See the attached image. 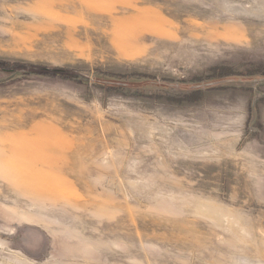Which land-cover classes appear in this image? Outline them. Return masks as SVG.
Instances as JSON below:
<instances>
[{
    "label": "rangeland",
    "instance_id": "rangeland-1",
    "mask_svg": "<svg viewBox=\"0 0 264 264\" xmlns=\"http://www.w3.org/2000/svg\"><path fill=\"white\" fill-rule=\"evenodd\" d=\"M0 264H264V0H0Z\"/></svg>",
    "mask_w": 264,
    "mask_h": 264
},
{
    "label": "trees",
    "instance_id": "trees-1",
    "mask_svg": "<svg viewBox=\"0 0 264 264\" xmlns=\"http://www.w3.org/2000/svg\"><path fill=\"white\" fill-rule=\"evenodd\" d=\"M4 68H1V70H3ZM4 71H6L5 69H4ZM62 70H54V72H57V73H60Z\"/></svg>",
    "mask_w": 264,
    "mask_h": 264
}]
</instances>
